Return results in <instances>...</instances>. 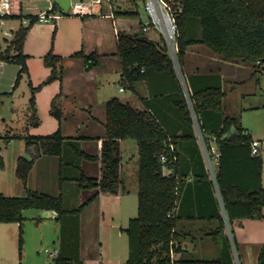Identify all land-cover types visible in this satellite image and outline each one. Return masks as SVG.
Returning a JSON list of instances; mask_svg holds the SVG:
<instances>
[{
	"label": "trees",
	"instance_id": "16d2710c",
	"mask_svg": "<svg viewBox=\"0 0 264 264\" xmlns=\"http://www.w3.org/2000/svg\"><path fill=\"white\" fill-rule=\"evenodd\" d=\"M54 11L53 7L47 13ZM137 14L120 13L124 16ZM9 18L18 19L21 24L13 32L8 46L4 50L0 49V61L20 67L14 87H17L23 78L28 79L31 88L28 124L38 126L40 119L35 95L44 85L62 79L64 58L54 55L52 50L49 51L43 61L46 66L52 68L51 74L42 84L34 87L30 81L24 43L31 27L39 22V15L20 13ZM24 20L29 23L24 25ZM178 24V61L182 70L186 49L194 44L205 45L225 60L252 64L264 70V0H184V9L178 16ZM117 49L122 64V80L128 86H133L141 80L146 69L169 70L176 74L163 40L154 42L145 36L119 33ZM73 57L84 58L88 68L99 63V55L96 53L85 55L78 52ZM187 77L193 91L196 112L201 117L202 128L207 135L216 138L219 148L216 181L230 227L232 228L235 220L263 219V157L261 153L252 154V135L243 128L239 118L224 115L226 92L222 88L220 76ZM202 81H205L204 84ZM180 104L182 112L192 125L184 97ZM105 108L106 134L101 138L99 155L83 152L77 141L62 135L61 94L53 98L50 109V113L60 124L57 131L46 136H24L27 151L33 158L28 160L19 157L16 173L26 193L24 196L13 197L0 194V223L19 224L20 255L24 244V211H55L56 221L61 224V242L59 254L53 258L51 264H83L79 256L80 214L100 195L119 194L124 190L121 143L133 140L139 154L138 215L130 219L128 227L124 229L129 238V256L124 264H234L233 245L225 234V219L221 214L220 228L217 231L222 240L218 258H194L185 254L182 246L178 244L177 217L174 213L177 181L173 176L164 175V167L177 162L174 159L177 158V153L171 149L168 132L156 116L149 111L135 109L118 98L108 100ZM66 146H70L79 159L100 161L102 164L100 177L88 176L81 169L79 176L74 179L80 188L94 189L95 192L72 210L65 208L61 193L55 196L27 188L35 160L42 154L62 159ZM163 156L167 158L166 163L162 162ZM233 240L234 246L237 247L235 238ZM171 251L181 255L172 260ZM258 264H264V244L259 250Z\"/></svg>",
	"mask_w": 264,
	"mask_h": 264
},
{
	"label": "crops",
	"instance_id": "0c3cea01",
	"mask_svg": "<svg viewBox=\"0 0 264 264\" xmlns=\"http://www.w3.org/2000/svg\"><path fill=\"white\" fill-rule=\"evenodd\" d=\"M80 1L85 2V0ZM15 7V15L24 14V5L21 0H15ZM53 7L55 11L50 13L59 14L60 17L44 25L40 22L34 24L29 30L24 43V54L28 56L27 66L30 81L34 87L42 84L51 74L52 68L46 66L43 61L44 56L49 51L52 50L54 55L64 58L62 79L44 85L35 95L40 124L37 128H33V130L38 131L34 135H51L59 128V121L50 113L51 102L58 94H61L63 112L62 135L65 138L77 141L81 150L89 155L100 154L101 138L106 134L105 105L108 100L118 98L123 103H129L135 109L151 112L168 132L170 147L177 153V162L166 165L164 175L173 176L177 181V199L174 213L177 217L178 244L182 246L184 253L187 255H191L194 249H198L200 253L209 251L212 252V255L218 256L222 240L217 231L220 228L219 216L220 214L223 216L222 207L215 182L207 166L203 147L197 138L193 123L192 125L189 124L181 110L180 102L183 100V94L177 73L175 74L169 70L146 69L142 73L143 78L133 86L124 84L122 80V64L117 54V35L119 33L141 35L151 41L158 42L162 40L161 33L154 28H147V24L141 20L137 25L136 23L132 24L128 16L120 15L123 11L114 10L105 1L101 5H96L93 13L84 17L65 15L59 8L58 3L52 0H48L45 13ZM126 12L138 13L137 11ZM42 13L44 11L24 15L36 16ZM138 15L139 13L135 16ZM20 24L21 22L18 19L9 18L6 20L3 28L0 29V37L5 41L0 42L1 50L8 46V42L13 37V32L18 29ZM23 24L27 25L25 22ZM6 26H9L8 29H6ZM41 26L47 28L49 36L41 37L39 35L38 30ZM8 31H11V34ZM78 52H83L85 55L98 54V65L88 68L84 58L73 57ZM245 65L246 63L240 61L225 60L203 44H194L186 49L183 70L189 76H220L222 88L226 92V83L235 84L238 81H243L244 76H242L241 70L245 68ZM8 66H11V63L0 61V85L1 81L5 80ZM17 67V72L12 76L10 84L12 87L11 94L20 86L22 81H25L30 96L31 88L28 79L23 78L19 85L14 87L20 69L18 65ZM253 67L255 72L262 70L261 67L254 65ZM204 82L201 83L204 84ZM226 114V108L224 107V115L231 116ZM245 129L252 135L253 140L258 142L253 133L249 129ZM22 130L23 134L9 136V140L11 141L12 138L21 139L28 132L30 133L26 124L22 126ZM124 142L121 143L123 168L126 151L134 152L135 150L133 143L125 146ZM211 146H214V142H211ZM71 152L73 151L69 146L65 154L72 155L74 152ZM63 159L64 157L60 159L59 157L42 154L35 160L33 169L38 165V172L41 174H46L51 170L62 172V164L58 165L55 160L61 163ZM82 160V170L88 176H101L102 164L100 161ZM57 186L64 191L61 194L69 210L79 207L95 192L94 189L91 191L82 190L78 187L76 180L68 178L63 181L61 179L56 184ZM135 193L138 196V183ZM131 194H133L132 190H129L126 186L119 194H102L81 212L79 218V256L83 264H124L127 261L129 253L126 258L120 249H115L116 245L115 247L111 245L109 239L106 241L104 225L108 215L116 214L112 219H115L118 213L121 215V210L115 211V213L108 210V201L114 200L121 205L124 198ZM49 212L50 214H46L44 218H41L39 225L47 218L56 221L57 213L55 211ZM57 224L60 231L59 223L57 222ZM233 225V238H235L237 244L235 249L239 263L258 264L259 250L264 244V218L260 220H235ZM15 226L19 228V224L15 223ZM11 228L9 227V229ZM121 230L124 229L121 228ZM121 234L123 233L118 232L119 237ZM58 240L59 247L57 249L59 250L60 235ZM192 242L197 245H194V247ZM68 254L71 256V252ZM180 255L181 253H177V258ZM233 258L234 264H236L234 250Z\"/></svg>",
	"mask_w": 264,
	"mask_h": 264
},
{
	"label": "rangeland",
	"instance_id": "374dc122",
	"mask_svg": "<svg viewBox=\"0 0 264 264\" xmlns=\"http://www.w3.org/2000/svg\"><path fill=\"white\" fill-rule=\"evenodd\" d=\"M21 1L24 5V14H30L36 11H44L45 13L48 7V0ZM78 1L80 0H72L73 3ZM90 1L85 0V2ZM110 5L114 10H121L123 12L137 11L139 13L138 16H128L132 24L136 23L137 25L140 20L143 23H148L149 21V15L144 7L145 0H111ZM42 24L44 25L46 23ZM8 27L6 26V29ZM38 31L41 37L49 36V32L45 26H41ZM8 32L11 34V31ZM0 42L5 41L0 37ZM244 67L241 70L242 76H244L243 81H238L235 84L226 83L225 90L227 92V98L225 99L224 107L226 108V115L239 118L243 127L249 129L258 140V147L263 157L264 183V71L255 72L252 64H246ZM17 69L16 64L8 66L5 80L1 81L0 85V194L10 197L24 196L26 193V189L16 173L18 158L25 157L31 160L33 157L27 151L24 137L21 139L12 138L11 141L8 137L23 134L22 126L24 124L30 130V133L28 132L25 136L30 134L34 135L38 132L33 130V128H37L38 126L28 124L31 94L29 96V90L25 81H22L20 86L11 94L12 87L10 84L13 78L12 76L17 72ZM131 143L134 144L135 150L134 152L126 151L122 178L125 180L124 187L126 186L129 190H132L133 194L126 196L127 198H124L121 205L114 200L108 201V210L114 213L115 211L121 210V215L118 213L115 219H112V217L116 214L108 215L104 225L106 241L109 239L108 241L111 242V245L113 247L116 245L115 249H120L126 258L129 253V238L121 228H127L130 219L138 215V196L135 193L139 171L138 148L133 140H125L124 145H130ZM67 147L69 148V146L65 148ZM214 148L216 150L218 149L215 143ZM67 149L64 150V159L61 163L55 160L58 165L62 164V172H54V170H51L46 172L47 175L41 174L38 172V165H36L28 177L27 188L55 196L64 193L58 186L56 187V184L61 179L62 181L66 178L75 179L79 176L80 170L83 169V160L79 159L73 152H71L73 153L72 155L65 154ZM78 187H80L79 184ZM82 190L91 191V189ZM64 204L65 208H67V203L64 202ZM46 214H50V212L40 209H27L24 211V244L22 255H20L19 248V228L15 226V223H0V264H49L52 262L54 257L50 256L49 252H53L59 247L58 237L61 235V224L57 221L60 231L57 228L58 224L55 219L47 218L39 225L41 218H44ZM9 227L12 228L9 229ZM231 230L234 232V225H232V228L226 227V234L232 242ZM118 232L123 234L119 237ZM192 245L197 244L192 242ZM201 253L198 249H194L190 256L197 259H216L219 257V255H212V252L209 251Z\"/></svg>",
	"mask_w": 264,
	"mask_h": 264
},
{
	"label": "built area",
	"instance_id": "2783aa9c",
	"mask_svg": "<svg viewBox=\"0 0 264 264\" xmlns=\"http://www.w3.org/2000/svg\"><path fill=\"white\" fill-rule=\"evenodd\" d=\"M104 1L107 4H110L111 0H91L90 2L80 1L75 3L71 2L70 8L68 9V12L65 13V15L84 17L86 15L93 13L94 7L96 5H101ZM144 7H145V11L149 15V21L148 23H146L147 28H154L159 33H161L163 45L166 47L174 63V67L177 73V78L188 111L190 113L197 138L203 147L208 169L216 185V190L218 193L220 205L222 207V213L225 219V225L226 227L231 228L224 210L218 184L216 181V166L218 164L220 153L217 145H216V147L218 148L217 150L214 148V146H211V142L213 141L216 144V138L207 135V133L202 128L201 117L196 112V106L193 98L192 88L190 86L187 75L181 69L178 61V38H179L178 16L183 12L184 0H145ZM15 8H16L15 0H0V29L3 28L8 17L14 16L16 14ZM59 17H60L59 14L42 13L39 15V22L47 23ZM23 22H25L26 24L29 23L27 20H24ZM121 90H123V88H121ZM251 147H252L253 155H257L260 153L258 142L253 140L251 142ZM171 149L174 150L173 148ZM162 162L163 163L167 162V158L165 156L162 157ZM231 236L233 239L232 230H231ZM232 245L235 254L236 264H240L239 260L237 259L234 240H232ZM58 254H59L58 249H55L53 252H49V255L52 257H56ZM171 258L172 260L177 259V253L171 251Z\"/></svg>",
	"mask_w": 264,
	"mask_h": 264
},
{
	"label": "water",
	"instance_id": "95a60500",
	"mask_svg": "<svg viewBox=\"0 0 264 264\" xmlns=\"http://www.w3.org/2000/svg\"><path fill=\"white\" fill-rule=\"evenodd\" d=\"M54 2H57L59 5V8L65 13L68 12V9L70 8L71 0H52Z\"/></svg>",
	"mask_w": 264,
	"mask_h": 264
}]
</instances>
